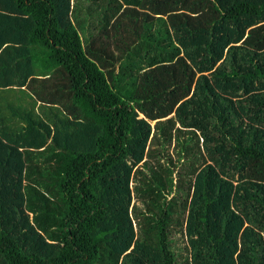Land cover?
Segmentation results:
<instances>
[{"label":"trees","instance_id":"obj_1","mask_svg":"<svg viewBox=\"0 0 264 264\" xmlns=\"http://www.w3.org/2000/svg\"><path fill=\"white\" fill-rule=\"evenodd\" d=\"M0 264H264V0H0Z\"/></svg>","mask_w":264,"mask_h":264},{"label":"rangeland","instance_id":"obj_2","mask_svg":"<svg viewBox=\"0 0 264 264\" xmlns=\"http://www.w3.org/2000/svg\"><path fill=\"white\" fill-rule=\"evenodd\" d=\"M11 100H12V102H17L18 101V99L17 98H11ZM23 104H25V103H28L30 106L33 104V99L32 98H29V100H25L24 98H21V99H19ZM3 103H5V100L3 99ZM153 124H155V122H153ZM203 140V139H202ZM173 149H174V146H172L171 148H170V150H171V152H173ZM180 234L178 235V237H177V239H176V241H175V243H174V247H178L180 250H181V252L184 254V255H186L187 254V252H186V249H184V245H185V241L182 239V238H180ZM185 240H186V242H187V239H186V237H185ZM187 256V255H186Z\"/></svg>","mask_w":264,"mask_h":264},{"label":"crops","instance_id":"obj_3","mask_svg":"<svg viewBox=\"0 0 264 264\" xmlns=\"http://www.w3.org/2000/svg\"><path fill=\"white\" fill-rule=\"evenodd\" d=\"M5 96L6 98H23V94L19 91L11 92L10 96H8V94H5Z\"/></svg>","mask_w":264,"mask_h":264},{"label":"clouds","instance_id":"obj_4","mask_svg":"<svg viewBox=\"0 0 264 264\" xmlns=\"http://www.w3.org/2000/svg\"><path fill=\"white\" fill-rule=\"evenodd\" d=\"M141 116H143V115L141 114Z\"/></svg>","mask_w":264,"mask_h":264}]
</instances>
